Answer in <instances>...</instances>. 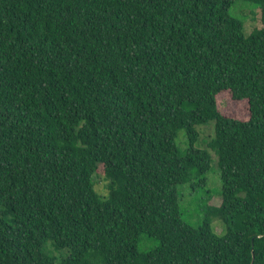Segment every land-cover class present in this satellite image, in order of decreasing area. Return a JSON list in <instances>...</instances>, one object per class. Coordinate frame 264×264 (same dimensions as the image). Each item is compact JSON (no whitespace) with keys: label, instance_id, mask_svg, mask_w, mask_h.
<instances>
[{"label":"trees","instance_id":"1","mask_svg":"<svg viewBox=\"0 0 264 264\" xmlns=\"http://www.w3.org/2000/svg\"><path fill=\"white\" fill-rule=\"evenodd\" d=\"M212 154L221 204L193 228L177 189ZM0 264H264V0H0Z\"/></svg>","mask_w":264,"mask_h":264},{"label":"rangeland","instance_id":"2","mask_svg":"<svg viewBox=\"0 0 264 264\" xmlns=\"http://www.w3.org/2000/svg\"><path fill=\"white\" fill-rule=\"evenodd\" d=\"M229 15L242 23V33L245 38L261 28L260 8L254 3L237 1L229 9ZM217 106L222 114L241 119L247 117V106L243 102H232L223 97L218 100ZM196 131L198 132V142L194 144V147L202 149L205 147L204 142H207L213 136V122L207 126H198ZM184 137L185 132L181 131L175 140L181 154L188 148L187 139ZM212 155L210 168L204 175H194L189 183L177 189L180 217L183 222L193 228H197L204 223L208 208L219 207L221 204V183L216 165V157L214 154ZM94 182L96 190L101 194H105L103 181L94 177ZM209 226L210 230L217 236L221 237L224 235L225 227L219 219L210 218ZM156 246L157 243L155 241L149 240L144 235L141 236L139 251L147 252Z\"/></svg>","mask_w":264,"mask_h":264},{"label":"water","instance_id":"3","mask_svg":"<svg viewBox=\"0 0 264 264\" xmlns=\"http://www.w3.org/2000/svg\"><path fill=\"white\" fill-rule=\"evenodd\" d=\"M254 259L253 253H252V260Z\"/></svg>","mask_w":264,"mask_h":264}]
</instances>
